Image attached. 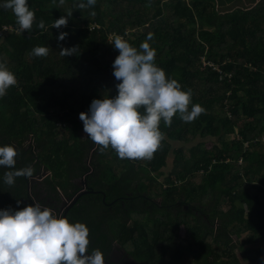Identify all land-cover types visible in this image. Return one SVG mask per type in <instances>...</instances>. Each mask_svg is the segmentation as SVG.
Listing matches in <instances>:
<instances>
[{"label": "trees", "instance_id": "trees-1", "mask_svg": "<svg viewBox=\"0 0 264 264\" xmlns=\"http://www.w3.org/2000/svg\"><path fill=\"white\" fill-rule=\"evenodd\" d=\"M212 1L97 0L80 9L87 0H28L36 23L23 33L0 8V30L11 29L0 38V62L18 80L0 98V146L19 152L16 169L34 168L10 187L3 177L11 169L0 167V210L38 201L64 215L85 181L88 193L66 218L89 228V253L98 248L106 259L118 246L137 264H264V0L230 12ZM69 10L67 27L52 28ZM114 35L137 48L151 35L156 64L205 109L191 123L178 115L171 127L162 123L165 139L150 161L121 160L82 134L79 114L117 95ZM36 46L49 54L33 56ZM76 46L75 55H60ZM206 138L218 146L171 144Z\"/></svg>", "mask_w": 264, "mask_h": 264}, {"label": "clouds", "instance_id": "clouds-1", "mask_svg": "<svg viewBox=\"0 0 264 264\" xmlns=\"http://www.w3.org/2000/svg\"><path fill=\"white\" fill-rule=\"evenodd\" d=\"M96 2L87 0L75 6L94 8ZM64 3L65 0H59L60 6ZM0 8L11 10L20 32L32 31L36 15L28 0H5ZM72 13L69 10L51 27H67ZM90 15L96 13L92 11ZM37 27L47 30L42 19ZM67 35L61 32L58 41H64ZM152 38L149 35L137 48L120 35L110 37L111 45L119 53L112 65L113 75L119 81L115 85L117 95L94 99L89 112L79 114L88 139L101 152L111 148L121 160H152L165 139L162 123L171 127L177 115L183 122L191 123L205 112L200 104L192 103L191 90H183L176 79L170 78L156 64V51L148 42ZM78 48L62 47L60 55L73 56ZM31 54L46 57L49 47L36 46ZM17 85L16 75L6 63L0 62V98ZM18 156L13 145L0 146V167L11 169L3 177L10 187L15 185L17 178L34 175L31 165L16 169ZM89 236L90 230L84 223H70L38 201L21 210H0V264H105V255L100 249H93L89 254Z\"/></svg>", "mask_w": 264, "mask_h": 264}, {"label": "rangeland", "instance_id": "rangeland-1", "mask_svg": "<svg viewBox=\"0 0 264 264\" xmlns=\"http://www.w3.org/2000/svg\"><path fill=\"white\" fill-rule=\"evenodd\" d=\"M214 3V5H217V10L220 12H230L232 10H235L237 8H249L253 5L254 2H256L255 4H258L259 2H261V0H213L212 1ZM83 136H87L86 133H82ZM230 139L234 138L233 135L229 136ZM199 143H202L205 148L207 150H213L214 147L218 146V142L217 140L213 139V138H206V139H198L195 140L194 142H189V143H180V142H175L172 141L171 144L173 146V149H180V148H191L194 145H197ZM241 163V162H240ZM174 165V155H173V151L169 154L168 158H167V166L165 168L162 169L163 174L159 177V181L160 182H164V180L170 175V172L173 168ZM227 209V208H226ZM179 234L183 237L185 234V228L181 227L180 228V232ZM126 248L129 249V246L126 245ZM116 250L118 251L115 259L119 262H126V255L123 253V249L117 247ZM237 256L238 258L241 259V254L238 251L237 252ZM184 264H192L191 263V258L186 257L184 260ZM244 264V263H243ZM249 264V263H247Z\"/></svg>", "mask_w": 264, "mask_h": 264}, {"label": "water", "instance_id": "water-1", "mask_svg": "<svg viewBox=\"0 0 264 264\" xmlns=\"http://www.w3.org/2000/svg\"><path fill=\"white\" fill-rule=\"evenodd\" d=\"M82 190L78 193V195L73 198L71 201H66L63 209H64V217H66L67 213L69 212V210L77 203V201L80 199V197H82L83 195L87 194L88 192L85 191V187H86V182L83 181L82 182ZM123 253L126 255V262H119L117 261L115 258V260L112 259V257H108L105 259V264H137L132 258L129 257V255L123 251ZM90 254V253H89Z\"/></svg>", "mask_w": 264, "mask_h": 264}, {"label": "built area", "instance_id": "built-area-1", "mask_svg": "<svg viewBox=\"0 0 264 264\" xmlns=\"http://www.w3.org/2000/svg\"><path fill=\"white\" fill-rule=\"evenodd\" d=\"M11 29L9 27H4L3 29L0 30V38H3V36L10 31Z\"/></svg>", "mask_w": 264, "mask_h": 264}, {"label": "flooded vegetation", "instance_id": "flooded-vegetation-1", "mask_svg": "<svg viewBox=\"0 0 264 264\" xmlns=\"http://www.w3.org/2000/svg\"><path fill=\"white\" fill-rule=\"evenodd\" d=\"M117 247H118V246H116V247L114 248V250H112V252L109 254V256L112 257L113 260H115L114 258L116 257V255H117V253H118V251L116 250ZM109 256H108V257H109Z\"/></svg>", "mask_w": 264, "mask_h": 264}, {"label": "crops", "instance_id": "crops-1", "mask_svg": "<svg viewBox=\"0 0 264 264\" xmlns=\"http://www.w3.org/2000/svg\"><path fill=\"white\" fill-rule=\"evenodd\" d=\"M256 5H257V4H254V5L252 6V8H254Z\"/></svg>", "mask_w": 264, "mask_h": 264}]
</instances>
